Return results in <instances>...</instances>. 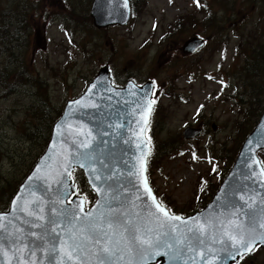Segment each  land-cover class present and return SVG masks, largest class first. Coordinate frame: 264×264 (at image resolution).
Masks as SVG:
<instances>
[{
  "label": "rangeland",
  "instance_id": "rangeland-1",
  "mask_svg": "<svg viewBox=\"0 0 264 264\" xmlns=\"http://www.w3.org/2000/svg\"><path fill=\"white\" fill-rule=\"evenodd\" d=\"M130 1L127 26L97 29L93 0H0L1 204L45 152L67 101L104 66L116 86L155 83L149 173L168 208L197 210L218 189L264 111V59L253 65L264 47V0ZM13 10L30 16L27 32L9 23ZM195 36L208 44L182 55ZM189 127L204 132L185 139ZM242 264H264V250Z\"/></svg>",
  "mask_w": 264,
  "mask_h": 264
},
{
  "label": "water",
  "instance_id": "water-1",
  "mask_svg": "<svg viewBox=\"0 0 264 264\" xmlns=\"http://www.w3.org/2000/svg\"><path fill=\"white\" fill-rule=\"evenodd\" d=\"M91 17L97 28L126 26L131 18L130 0H94ZM204 44L203 39L193 37L185 42L183 53L195 54ZM153 89L151 81L142 87L130 81L124 88H115L108 67H104L81 96L68 101L63 115L53 127L44 154L20 186L9 211L0 213V228L3 229L0 237H7L2 242L3 251L7 253L0 255L2 264H51L53 257L49 253L53 245L37 237L50 227V219L63 220V216L58 215L61 208H72L78 214L80 219L72 228L73 232L80 227L84 214L89 210H93V216L103 211L121 220L131 219L141 229L164 232L171 225L174 228L172 234L176 236L181 233L191 236L192 233L187 231L189 224H203L208 217L211 225L209 231L216 240L223 239L231 244L227 234L239 238L242 233L251 248L250 251H245L243 247L226 249L223 244L213 243L207 236H201L204 243L181 260L170 259L172 249L158 248L155 255L146 256L144 260L135 257L133 264L136 261L139 264H207L209 260L212 264H235L257 246L264 248V227L260 226L264 224V167L259 158L260 151L264 150V113L244 141L234 166L209 205L188 217L174 214L181 220L168 221L164 227H160L151 213L159 215L161 220L164 219L163 213L155 208L151 196L144 191L143 182V177L147 176L150 154L146 129L153 108ZM201 134L200 129L189 127L184 131V138L193 139ZM85 141L92 147L85 148ZM86 151L93 153L91 161L79 155ZM75 169L85 172L89 184L97 193L98 200L89 210H86L82 197L75 196L69 202L77 191L71 177ZM97 175L100 176L98 180L94 179ZM147 182L149 185L148 177ZM133 183L136 188H133ZM152 195L155 196L153 190ZM145 201L150 212L144 210ZM99 205H103V208ZM53 207L56 209L54 212ZM252 215L257 217L254 228L249 225ZM36 216L42 219L37 220ZM33 224L43 227H34ZM70 227L62 223L56 227V231L67 239ZM198 252L203 253V258ZM55 259L56 264H81L85 257L74 256L72 261H64L63 253L57 252ZM127 261L128 255L125 254V260L118 264H127ZM90 264H96V260L93 258Z\"/></svg>",
  "mask_w": 264,
  "mask_h": 264
},
{
  "label": "snow or ice",
  "instance_id": "snow-or-ice-1",
  "mask_svg": "<svg viewBox=\"0 0 264 264\" xmlns=\"http://www.w3.org/2000/svg\"><path fill=\"white\" fill-rule=\"evenodd\" d=\"M196 3L199 6L200 0H196ZM83 146L85 148L92 147L86 141L83 142ZM79 155L88 161L93 159V153L89 151L79 153ZM81 166L83 167V165ZM144 171L146 172V168H144ZM68 174L70 175V173ZM130 174L135 175L134 173ZM94 179L98 180L100 176L97 175ZM143 182L144 191L151 196L155 208L163 213V220L156 213H151V215L155 216L159 226L164 227L168 221L181 220V217L169 214L161 203L157 202L156 197L152 195L151 187L148 185L147 176L143 177ZM132 186L136 188L135 183ZM139 198L137 197V199ZM144 204V210L150 212L146 201ZM99 207L103 208V205H99ZM20 210L24 211L23 208ZM39 211H43V209H39ZM52 211H56L55 207L52 208ZM29 214L33 213L30 212ZM58 215L63 216V220L50 219L48 222L50 227L45 228L43 235L37 237L38 240L53 245L49 253L53 257L51 264H56L55 255L57 252L63 253L64 261H72L74 256L79 258L81 255H84L85 259L81 264H90L93 258L96 260V264H118L119 261L125 260V254H127V264H133L135 257L138 256L140 260H144L146 256L155 255V249L158 248L172 249L170 259L181 260L188 252L197 250L204 243L201 236H207L213 243L223 244L226 249L230 247H237L238 249L239 247H243L245 251L251 250L242 233L239 235V238L230 233L227 234L228 240L232 241L231 244L226 243L223 239L216 240L209 231L211 225L210 218L208 217L205 218V223L203 224L197 223L194 226L189 224L187 231L192 233L191 236H187L185 233L176 236L172 234L174 228L171 225H168V229L164 232H159L156 229H141L138 225H134L131 219L121 220L120 217L106 215L103 211L93 216V210H89L88 213L84 214L83 220L80 222V227L73 232L72 228H75L76 222L80 219L76 211L72 208H61ZM133 215L136 214L133 213ZM90 217L91 219H89ZM36 219L39 220L42 217L36 216ZM62 223L71 225L67 230V239H63L61 233L56 231V227ZM184 223L188 224L189 222L185 221ZM256 223L257 217L255 215L250 216V227L254 228ZM33 226L43 227L39 224H33ZM260 226L264 227V224ZM2 231L3 229L0 228V232ZM32 235H36V233H32ZM5 239L7 237H0V255L7 254L2 248V242ZM40 246L43 247L44 245ZM198 254L203 258L202 252H198ZM230 255L232 254L230 253ZM232 258H235L234 255H232ZM136 264H139V261H136ZM207 264H212V261L209 260Z\"/></svg>",
  "mask_w": 264,
  "mask_h": 264
},
{
  "label": "trees",
  "instance_id": "trees-1",
  "mask_svg": "<svg viewBox=\"0 0 264 264\" xmlns=\"http://www.w3.org/2000/svg\"><path fill=\"white\" fill-rule=\"evenodd\" d=\"M202 2H203V0H200V5L198 7H201V5L204 4V2L203 3ZM9 13H10L9 14V18L11 19L9 23L14 25V26H18L17 33H19L21 30L24 31L25 29H26V32H27V26L29 25L30 16L28 15L27 17H24V16L18 17V14L16 13L15 10L9 11ZM20 14L21 13H19V15ZM209 16H211V13L209 14ZM0 18H1V16H0ZM3 20L4 19L0 20V22H2ZM20 22L23 23V26L20 25ZM25 22H26V24H25ZM5 26H6L5 23H3V22L0 23V30L1 29L4 30ZM17 33H15V35ZM15 35H12V36H15ZM16 41H19V35L16 37ZM256 54L258 56V60H257V63L253 64V65L255 66V68L259 69L260 68V63L264 59V47H259L258 49H256ZM262 70L263 69L256 70L255 72H260L261 73ZM153 147H154V149H156V145H154ZM263 163H264V159H263ZM74 176H75L76 183L79 186L82 194L85 195L89 201H92L94 196H93L92 192L90 191V189L88 188V185L86 183V180H85L84 175L82 174V172L81 171H75L74 172ZM216 191H217V189L213 190L210 193V196L213 197V195L215 194ZM11 198H12V196H10L9 199L6 202H4V200H3V203L2 204L0 203V209H4L5 207H7L9 205V203H10ZM205 205H203V206H205Z\"/></svg>",
  "mask_w": 264,
  "mask_h": 264
},
{
  "label": "bare ground",
  "instance_id": "bare-ground-1",
  "mask_svg": "<svg viewBox=\"0 0 264 264\" xmlns=\"http://www.w3.org/2000/svg\"><path fill=\"white\" fill-rule=\"evenodd\" d=\"M16 13L19 14V13H20L19 10H17ZM20 25L23 26V23L20 22ZM259 251H260V250H258V251H256V252L258 253Z\"/></svg>",
  "mask_w": 264,
  "mask_h": 264
}]
</instances>
